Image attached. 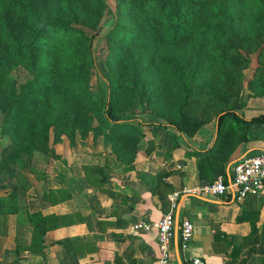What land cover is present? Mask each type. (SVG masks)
<instances>
[{"label": "crops", "instance_id": "crops-1", "mask_svg": "<svg viewBox=\"0 0 264 264\" xmlns=\"http://www.w3.org/2000/svg\"><path fill=\"white\" fill-rule=\"evenodd\" d=\"M237 112L245 119L264 113V98L245 101ZM143 120L155 123L148 129L153 148L137 154L129 169L114 155L72 149L54 163L50 179L39 183V197L35 193L27 208L18 204L15 212L0 214V264H158L155 222L169 209L175 191L180 195L171 264H190L193 256L205 264H264V190L241 201L188 192L208 181L198 179L197 158L185 152L210 148L214 123L188 136L151 115ZM246 136L228 154L225 178L239 159L264 151V123L252 124ZM37 211L49 219L37 250H27L35 240L29 213ZM184 218L193 224L187 251L180 249Z\"/></svg>", "mask_w": 264, "mask_h": 264}, {"label": "trees", "instance_id": "trees-1", "mask_svg": "<svg viewBox=\"0 0 264 264\" xmlns=\"http://www.w3.org/2000/svg\"><path fill=\"white\" fill-rule=\"evenodd\" d=\"M59 1L60 4H57L56 0H51L49 11L40 14L37 0H0V76L7 78L5 97L12 101L9 119H21L25 127L27 144L20 149L24 152L37 147L38 140L46 143L51 125L59 128L64 123L67 116L65 106L70 100L83 110L90 111L91 108L95 111L100 126L114 129L131 121L125 118L126 113L118 97L123 79L120 71L123 58L114 46L118 30H124L126 41L136 44L146 45L153 38L158 44L165 42L167 52L175 58L180 69L181 64L176 58H181L173 53L180 45L193 39L216 40L227 45L219 49V55H211L212 64L218 70L225 67L232 71L235 68L245 69L251 61V54L257 52L260 59L264 53V0H113V24L101 36L110 48L104 61L96 58L93 52V42L100 37L98 31L85 35L78 25L89 23L82 13L79 15V7L69 4L68 0ZM125 17L134 22L135 27L123 25ZM51 36L58 37V41L50 42ZM61 36H78V41L84 42V46L75 41L68 42L72 38ZM135 64L129 62L123 68L133 70ZM17 66L30 75L24 84L17 85L16 81L8 77ZM203 68V64H199L197 70L191 73L192 77ZM92 69L98 76L99 95L88 86ZM182 72L184 77L183 65ZM220 74L222 78H229L221 71ZM129 80L135 82V77L132 75ZM193 88L197 87L185 81L184 93L177 108V120L165 124L180 133L193 136L202 125L214 123V144L206 151L185 152L187 158H197L198 179L212 182L219 175L226 177L228 154L246 139V132L252 124L264 123V113L251 119L241 117L237 110L244 107L245 102L239 100L240 90L237 89L232 104L219 109L213 121L190 120L186 112ZM94 96L97 99L92 103L90 99ZM51 99L56 101L53 113L47 109ZM140 100L137 97L133 102L129 101V108L136 102L142 104ZM129 114H133V111ZM49 115L53 118L49 119ZM90 116L85 115L84 119L89 121ZM136 120L149 128L155 125ZM114 155L126 169L131 167L136 156L130 154L128 159L121 160L120 155ZM85 168L89 171L95 169L94 166ZM50 192L43 197L48 199ZM15 201L16 197L9 194V205ZM13 206L11 209L1 208L0 214L15 212L17 207ZM48 219L49 216H43L39 211L29 213V220L34 226L32 232L35 240L30 244L32 249L37 248V239L42 241ZM261 239L264 244V233Z\"/></svg>", "mask_w": 264, "mask_h": 264}, {"label": "rangeland", "instance_id": "rangeland-1", "mask_svg": "<svg viewBox=\"0 0 264 264\" xmlns=\"http://www.w3.org/2000/svg\"><path fill=\"white\" fill-rule=\"evenodd\" d=\"M56 3L60 4V1L56 0ZM68 3L78 6L79 15L82 13L86 17V22L89 24L78 25L85 35L98 31L100 37L93 42V52L96 58L104 61L110 48L101 36L113 24L115 9L113 0H68ZM51 5V0H37L40 14L48 12ZM1 8L0 3V13ZM123 25L135 27V23L128 21L127 17ZM117 32L114 46L123 58L120 66L123 79L120 82L118 97L124 107L122 110L126 113L125 118L131 119L130 122L121 124L117 128L100 126L95 118V111L91 108L90 111L83 110L79 104L70 100L65 106L67 116L64 123L59 128L52 125L48 128L47 142L42 143L38 140L37 147L29 152L21 151L20 149L27 144L25 127L21 119H9L12 101L5 97L8 88L7 78L0 76V209H11L12 205L15 208L18 204L27 208L32 203L35 193L39 194V183L44 179H50V174L55 170L54 163L65 160L68 154L73 153L72 149H90L97 155L103 152L110 155L117 154L120 155L121 160L128 159L127 156L130 154L137 155L151 151L153 144L148 136L149 127L140 125L136 119L143 120L145 115H151L165 123L176 121L185 81L197 87L193 88L186 112L190 120L213 121L219 109L232 104L237 89L240 90L239 100L243 102L251 98L253 100L264 98V53L260 59L257 52L251 54V61L245 69L235 68L232 71L225 67L218 70V67L212 64L211 55H219V49L227 45L216 40L193 39L192 42L180 45L173 53L174 56L181 58H176L181 64L180 69L175 58L167 52L165 42L161 41L158 44L153 38L152 42L146 45L136 44L125 40L124 30ZM65 37L72 38L68 42L75 41L84 46V42L78 41V36L60 38ZM57 39L58 37L51 36L50 42H57ZM129 62L136 63L133 70L123 68ZM199 64H203V70L192 77L191 73L197 70ZM220 71L229 78H222ZM89 75L88 86L99 95L98 76L93 69ZM132 75L135 77V82L129 80ZM8 77L19 85L24 84L30 75L17 66ZM226 80L228 86L225 85ZM101 82L103 84L102 80ZM255 93L258 96H252ZM137 97L142 99L140 100L142 104L136 102L137 104L135 103L130 109L128 102H133ZM133 98L134 100H131ZM96 99L97 96H94L90 100L95 103ZM55 107L56 101L51 99L47 109L53 113ZM130 111H133V114H129ZM85 115H91L89 121L84 119ZM47 117L53 118L51 115ZM9 194L16 197V201L11 206L8 202ZM30 244L31 242L25 249L37 250V248L32 249Z\"/></svg>", "mask_w": 264, "mask_h": 264}, {"label": "built area", "instance_id": "built-area-1", "mask_svg": "<svg viewBox=\"0 0 264 264\" xmlns=\"http://www.w3.org/2000/svg\"><path fill=\"white\" fill-rule=\"evenodd\" d=\"M264 190V151L244 156L232 167L228 178L218 177L212 182H206L188 190L217 196H228L232 200L241 201L247 196H258ZM180 195L175 191L169 196V209L155 222L157 246L159 251L158 264H171V246L175 235L174 210L176 200ZM140 227V225H135ZM180 249L187 251L193 235V224L184 218L180 225ZM190 264H205L200 258L191 257Z\"/></svg>", "mask_w": 264, "mask_h": 264}, {"label": "water", "instance_id": "water-1", "mask_svg": "<svg viewBox=\"0 0 264 264\" xmlns=\"http://www.w3.org/2000/svg\"><path fill=\"white\" fill-rule=\"evenodd\" d=\"M175 225L177 226V221H176V224Z\"/></svg>", "mask_w": 264, "mask_h": 264}]
</instances>
